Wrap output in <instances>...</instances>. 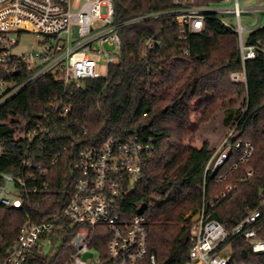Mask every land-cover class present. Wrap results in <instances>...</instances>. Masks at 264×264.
Returning a JSON list of instances; mask_svg holds the SVG:
<instances>
[{
    "label": "trees",
    "instance_id": "obj_1",
    "mask_svg": "<svg viewBox=\"0 0 264 264\" xmlns=\"http://www.w3.org/2000/svg\"><path fill=\"white\" fill-rule=\"evenodd\" d=\"M223 1L191 0V6H218ZM113 7V20L119 24L145 14H166L120 28V62L108 68L106 77L66 89L42 78L0 108V173L19 176L22 160L43 164L67 145L49 174L47 200L43 195H31L23 199L20 209L0 207V261L27 213L45 218L68 199L73 185L68 169L73 158L72 138L80 136L82 129L87 130L82 137L87 142L129 133L152 143L153 157L129 194L125 211L134 212L135 203L141 206L147 220L148 247L159 264L187 263L191 220L202 207L207 220L230 229L242 219L246 206L259 203L264 184V56L246 60L245 83H232L230 75L242 70L237 34L217 13L205 15L201 33L183 39L175 16L169 14L179 6L169 0H113ZM146 40L153 42L152 48L143 46ZM258 41L264 43V24L243 39L245 45ZM220 111L225 112L224 122L235 126L232 140L250 143L253 154L219 183L217 177L237 161V155L232 154L224 168L205 176V166L215 150L206 143L194 148L191 137L185 141L192 118L199 127ZM45 117L51 128L49 137L21 138ZM247 169L252 170V177L239 183ZM227 185L236 189L209 209ZM260 227L264 239V217ZM75 231L64 227L56 232L50 252L26 264H64L73 253ZM107 238L106 229L98 226L92 247L104 255ZM230 244L229 264H264V258L254 256L242 239H232Z\"/></svg>",
    "mask_w": 264,
    "mask_h": 264
},
{
    "label": "built area",
    "instance_id": "obj_2",
    "mask_svg": "<svg viewBox=\"0 0 264 264\" xmlns=\"http://www.w3.org/2000/svg\"><path fill=\"white\" fill-rule=\"evenodd\" d=\"M169 1L179 6L169 14L175 16V24L183 39L203 31L207 13L224 12L234 18L235 28L223 24L237 34L242 70L232 73L230 81L245 83L244 63L257 54L264 56V43L244 44L242 33L245 29L240 25L243 9L237 0H233L231 9L222 10L217 6L193 7L191 0ZM231 1L224 0L223 3ZM247 10L257 17L258 13H264V7L257 3ZM165 14H145L119 24L113 20V0H0V69L3 72L0 108L42 78L57 82L66 89L70 85L79 87L85 80L106 77L108 68L120 62V28ZM263 24L258 21L251 31ZM23 34L36 37V49L20 51L19 39ZM105 46L112 51H106ZM143 46L150 49L153 42L146 40ZM65 113L66 109H63L60 116ZM43 120L23 133L21 138L32 141L38 137H49L48 119L45 117ZM234 129L235 126L205 166L206 176L224 168L232 154L237 155V161L217 177L216 182L219 183L225 181L238 165L247 163L253 154L250 143L232 140ZM86 135L87 130L82 129L80 136L72 138L73 158L68 169L73 185L68 199L64 203L59 202L57 210L48 211L45 218L39 213L33 216L27 213L0 264H26L38 256H46L47 246L49 252L52 247L51 237L64 227L76 229L71 238L73 253L64 264H159L148 247L147 220L141 206L135 203L132 205L134 212L125 211L129 194L142 179L144 167L153 157L152 143L141 141L138 135L129 133L101 142H87L82 139ZM66 150L67 145L63 144L58 153L43 164L32 165L27 159L22 160L19 176L0 173V207L20 209L23 199L31 195H43V200H47L49 174ZM252 175V170L247 169L239 183L249 180ZM235 189L227 185L209 209H214ZM263 217L264 184L258 205L246 206L242 219L230 229H225L215 220H207L202 207L199 219L189 229L191 247L186 264H229L230 241L235 238L242 239L254 256L264 258V239L260 238ZM98 226L104 227L108 233L104 255L92 247ZM90 253L94 254L92 258L83 261V257Z\"/></svg>",
    "mask_w": 264,
    "mask_h": 264
},
{
    "label": "rangeland",
    "instance_id": "obj_3",
    "mask_svg": "<svg viewBox=\"0 0 264 264\" xmlns=\"http://www.w3.org/2000/svg\"><path fill=\"white\" fill-rule=\"evenodd\" d=\"M237 3L240 8L243 9L240 15V25L245 29L242 33L243 39H246L251 29H253L257 22L259 24L264 23V13H258V17L250 13L247 9L254 6L256 3L258 6L264 7V0H237ZM234 5L233 0L229 3H223L222 5L217 6L218 9H231ZM219 20L222 23H225L231 28L237 26L234 18L224 12H219L217 14ZM14 38V36H12ZM37 39L35 36L30 34H23L19 39V48L21 52H27L31 49H36ZM106 51H112V48L105 46ZM225 112H218L209 122L204 123L197 127L194 118H192V124L188 132V137L186 141L191 137L190 144L194 148H201L204 143L207 144L208 148L211 150H217L223 143L224 139L230 134L233 125L226 124L224 122ZM46 252L49 253V247L47 246ZM94 254L90 253L87 256L83 257V261L92 258Z\"/></svg>",
    "mask_w": 264,
    "mask_h": 264
},
{
    "label": "water",
    "instance_id": "obj_4",
    "mask_svg": "<svg viewBox=\"0 0 264 264\" xmlns=\"http://www.w3.org/2000/svg\"><path fill=\"white\" fill-rule=\"evenodd\" d=\"M199 219V213H197L191 220L192 223L196 222Z\"/></svg>",
    "mask_w": 264,
    "mask_h": 264
}]
</instances>
